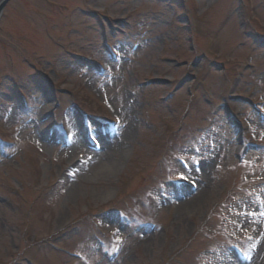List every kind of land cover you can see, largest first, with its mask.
<instances>
[{
	"label": "rangeland",
	"instance_id": "obj_1",
	"mask_svg": "<svg viewBox=\"0 0 264 264\" xmlns=\"http://www.w3.org/2000/svg\"><path fill=\"white\" fill-rule=\"evenodd\" d=\"M248 258L264 264V0H8L0 264Z\"/></svg>",
	"mask_w": 264,
	"mask_h": 264
},
{
	"label": "bare ground",
	"instance_id": "obj_2",
	"mask_svg": "<svg viewBox=\"0 0 264 264\" xmlns=\"http://www.w3.org/2000/svg\"><path fill=\"white\" fill-rule=\"evenodd\" d=\"M114 136V135H113ZM103 164V161L99 162V165L96 169H98ZM95 169V168H94ZM244 264H254L251 258H248L247 261H245Z\"/></svg>",
	"mask_w": 264,
	"mask_h": 264
},
{
	"label": "water",
	"instance_id": "obj_3",
	"mask_svg": "<svg viewBox=\"0 0 264 264\" xmlns=\"http://www.w3.org/2000/svg\"><path fill=\"white\" fill-rule=\"evenodd\" d=\"M7 0H0V11Z\"/></svg>",
	"mask_w": 264,
	"mask_h": 264
}]
</instances>
